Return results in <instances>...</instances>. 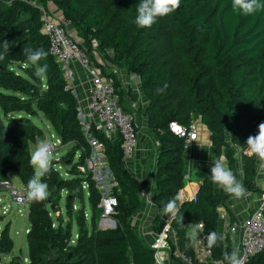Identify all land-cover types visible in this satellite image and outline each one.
I'll use <instances>...</instances> for the list:
<instances>
[{
	"label": "trees",
	"instance_id": "trees-1",
	"mask_svg": "<svg viewBox=\"0 0 264 264\" xmlns=\"http://www.w3.org/2000/svg\"><path fill=\"white\" fill-rule=\"evenodd\" d=\"M139 3L0 0V40H7L11 46L0 60V110L5 117L15 114L13 120L0 115V181H10L9 172L15 171L28 193L27 184L34 174L29 163L30 144L42 137L41 129L29 116L43 113L61 144H72V152L63 158V162L69 161V176H62L51 165V171L42 178L48 185V196L41 201L30 199L28 259L21 264L156 263L155 250L138 236L131 222L142 207V184L125 161L121 139L106 138L92 126L91 133L105 144L104 157L114 183L110 193L118 201L111 216L114 227L99 225L103 193L90 172L79 171L91 154L79 117V101L66 88L42 30L41 8L49 10L50 4L71 21L90 54L96 42L108 61L140 77L149 103L139 115L146 118V126L158 143L154 196L158 212L153 228L162 233L166 219H170L168 234L176 236V242L169 239L172 252L179 250L196 264L194 244L186 247L187 237L193 235L189 225L202 222L207 234L213 230L219 233L221 207L228 211L230 221L235 219L228 203L232 197L216 189L206 166L194 172L201 180L195 197L180 199L179 191L185 185L186 147L183 137L170 130L169 122L188 126L200 119L210 132L215 159L224 157L227 167L249 191L264 192L257 180L260 161L248 155L246 145L247 138L257 134L258 125L264 122V10L245 16L233 11L232 0H181L174 13L158 19L151 28L140 29L134 23ZM25 47L47 53L39 62L48 65L44 76L37 77L34 66L26 62ZM91 58L97 65L92 54ZM108 76L120 93L121 104L129 109L123 103L125 92L118 77L114 72ZM165 82L166 91L158 95L156 88ZM75 155L78 157L73 161ZM64 192L70 216L65 222L51 213L59 208ZM85 197L90 224L83 207L73 210L74 202H83ZM177 197L182 223L179 217L171 219L162 212L163 204ZM74 223L78 224L76 237L72 233ZM13 248L9 225H5L0 231V262ZM233 249L235 245L225 237L212 247L213 258L223 260L224 252ZM245 264H264V250L250 256Z\"/></svg>",
	"mask_w": 264,
	"mask_h": 264
},
{
	"label": "built area",
	"instance_id": "built-area-1",
	"mask_svg": "<svg viewBox=\"0 0 264 264\" xmlns=\"http://www.w3.org/2000/svg\"><path fill=\"white\" fill-rule=\"evenodd\" d=\"M42 30L49 39V51L53 55L56 62L60 66L63 77L66 80V88L70 89L77 97L75 89V63L80 65L89 77V99L87 110L83 111L79 108V114L83 116L82 124L91 146L90 157L86 161V166H79L82 174L89 172L92 166L96 167L95 162L104 157L105 144L91 133L94 126L97 130L103 132L106 138L111 140L120 138L121 149L125 161L129 160L138 147L139 123L136 113L130 109H126L121 104V96L112 78L107 77L101 69L94 63L91 54L84 43L76 40L69 28L71 21L65 17H55L46 8H41ZM15 114H8L7 119L13 120ZM170 130L183 137L186 149L198 138L199 126L192 121L185 126L178 121L169 122ZM53 146L55 152L57 147L61 145V138L48 142ZM108 177L111 176L110 170ZM68 175V173H66ZM92 174V173H91ZM112 177V176H111ZM92 179L97 180V176L92 174ZM8 183V181H6ZM97 183V182H96ZM88 184L84 182L83 187L87 188ZM97 187L101 190V181L97 183ZM13 201L17 204L25 205L30 203L28 193L24 188H14L8 183ZM102 191V190H101ZM103 193V192H102ZM117 197L109 193H103L100 206L102 208V219L111 218L115 213L117 206ZM264 192L259 198L256 207L241 220H229L228 213L225 209H219L220 221L226 226V235L229 241L235 245L238 251L240 264H245L250 256L264 250ZM170 219H166V227L160 237L151 247L155 250V264L163 263V254L166 250L171 249L169 240L167 239ZM113 223V221H112ZM104 226V224H103ZM191 230H195L197 241L194 243V254L196 264H226L221 259L213 258V250L209 248L203 239L207 233L204 230L202 222L191 223ZM108 227L104 226L103 228ZM113 227V226H112ZM180 258L191 264H195L191 258L177 250Z\"/></svg>",
	"mask_w": 264,
	"mask_h": 264
},
{
	"label": "crops",
	"instance_id": "crops-1",
	"mask_svg": "<svg viewBox=\"0 0 264 264\" xmlns=\"http://www.w3.org/2000/svg\"><path fill=\"white\" fill-rule=\"evenodd\" d=\"M49 11L55 17H62L61 12L53 5L48 6ZM69 32L74 36L79 42L84 43V41L78 36L76 30L70 26ZM109 54H112V51H108ZM91 54L94 57V60L98 63V67L101 71L107 76L114 72L118 77L121 88L125 92L124 96V105L134 111L138 118L140 119L141 126L138 130L139 143L135 151V154L126 161L127 165L135 172L138 179L142 184V207L138 210L131 222L133 227L138 234V236L149 246L152 243L156 242L160 237V233H156L153 228L154 219L157 215V205L154 201V196L156 195V178H157V158H158V143L155 140L153 134L149 131L146 126V118L140 117L139 113L144 111L148 105V100L144 94L143 87L141 84L140 77L134 73H130L124 68H119L112 64L106 57L102 55L101 52L97 49V43L94 42L91 50ZM105 70V71H104ZM75 89L77 92V99L79 101V108L83 111L87 110L88 99H89V77L86 74L85 70L75 63ZM108 74H106V73ZM131 87V89L129 88ZM199 126V136L198 138L185 150L184 160H185V185L179 191V197L181 200L193 199L199 189L201 180L196 178L194 172L200 166H206L211 170L213 166L212 159H215L214 156V147L210 140V132L206 125H204L200 119L195 120ZM139 123V122H138ZM116 139H113L115 141ZM210 154V155H209ZM226 167L227 164L224 161ZM108 179L112 180V177L109 176ZM258 179V175H257ZM259 185L261 181H258ZM264 185V181L262 182ZM110 185H114L112 182ZM216 186V185H215ZM245 188V187H244ZM264 188V186L262 187ZM216 189L219 188L216 186ZM245 195L240 199L231 198L229 200L230 209L238 208L240 210L239 214H246L247 208L251 205L255 207L259 202L261 194L254 193L245 188ZM237 203V204H235ZM225 207H221V209ZM254 208H252L253 210ZM251 210V211H252ZM228 213V211L226 210ZM234 213V211H233ZM236 214V213H235ZM229 216V213H228ZM245 216V217H246ZM244 217V218H245ZM230 220V219H229ZM226 226L220 221L219 224V233L223 234L224 238L226 235ZM191 233H196L195 230H191ZM173 234L174 233H170ZM175 236V235H174ZM176 239V236H175ZM162 264H191L180 258L177 250L172 252L171 249H168L163 254V263Z\"/></svg>",
	"mask_w": 264,
	"mask_h": 264
},
{
	"label": "clouds",
	"instance_id": "clouds-1",
	"mask_svg": "<svg viewBox=\"0 0 264 264\" xmlns=\"http://www.w3.org/2000/svg\"><path fill=\"white\" fill-rule=\"evenodd\" d=\"M181 0H140L137 6V14L134 18V23L140 29L151 28L158 19L169 16L179 9ZM232 9L239 15H253L264 10V0H232ZM10 43L7 40H0V60H3L9 53ZM26 62L33 65L35 75L42 77L47 73L48 65L45 63L40 65L39 62L46 58L47 53L43 49H32L25 47L22 49ZM168 87L167 82L156 88V93L163 94ZM246 145L248 155L256 156L260 161V167L264 168V122L258 125V132L255 135H250L247 138ZM210 155V154H209ZM54 159L53 146L44 140L37 138L36 147L31 152L30 165L33 168L34 174L29 179L28 197L33 201H41L48 196V185L42 182L51 171V165ZM213 166L210 170L211 182L219 189L224 191L229 196L240 199L245 195V188L241 181L237 180L234 172L226 167L224 157L212 159ZM177 198L170 199L166 204H163L162 212L165 216L171 219L179 217L178 222L182 223L183 216L180 214V206L177 204ZM197 233L187 237L188 244L196 243ZM209 248L215 247L219 242L224 240L223 234L216 231H210L204 238ZM223 261L226 264H240L238 251L233 249L232 252L225 251Z\"/></svg>",
	"mask_w": 264,
	"mask_h": 264
},
{
	"label": "rangeland",
	"instance_id": "rangeland-1",
	"mask_svg": "<svg viewBox=\"0 0 264 264\" xmlns=\"http://www.w3.org/2000/svg\"><path fill=\"white\" fill-rule=\"evenodd\" d=\"M131 89V87H129ZM0 115L2 116L1 110ZM79 117L81 119V122L83 120V116L79 114ZM4 120H7L5 116H2ZM29 118L32 120V122L41 129L42 131V137L41 139L45 142L55 141L56 138H60L58 134L53 130L50 122L48 119L44 116L43 113L39 112L36 116H29ZM139 122V128L141 126L140 119L138 118ZM195 123L198 125V123L195 121ZM138 128V130H139ZM36 143L30 144V153L35 149ZM72 152V144H61L57 147L56 151L54 152V159L58 161L55 166L56 168L61 172V175L64 177H68L67 175V169H69V161L63 162V158ZM104 155V154H103ZM78 155H75L73 161L77 160ZM96 167L92 166L89 170L90 173L95 174L97 176L96 182L98 183L101 181L102 187L101 190L103 193H109L112 185V180L108 179V173H107V162L105 157L101 160H97L95 162ZM10 176V183L14 188L21 189L23 188L22 183L17 176L15 171L9 172ZM258 181L260 182V186L263 187V181H264V168L259 166V172H258ZM8 183L3 180L0 181V231L5 225H9V231L10 235L14 240V248L11 253L9 254H3L2 255V261L0 264H21L24 263L28 259V243H27V230L30 226V222L28 219V211H29V205H21L17 204L15 201H13L10 190L8 188ZM259 183V182H258ZM66 196V192L63 193V198L59 202V208L53 210L51 213L53 216L62 217V220L65 222L70 216L69 213L66 210V201L64 197ZM237 204V203H235ZM83 207L85 209V217L88 224L89 223V217H90V206L87 201V198L85 197V200L83 202L76 200L74 202L73 210L76 212L79 208ZM256 207V206H255ZM252 205L247 208V213L249 214L252 210ZM230 211L233 213L234 219L241 220L243 219L246 214L242 216V213L238 208L236 209H230ZM236 213V214H235ZM104 226L112 227V219H102ZM101 221V220H100ZM100 225V222H99ZM72 233L76 237V234L78 232V224L74 223V226L72 227ZM171 238L172 241L176 242L175 236L173 234H169L167 236V239L169 240Z\"/></svg>",
	"mask_w": 264,
	"mask_h": 264
},
{
	"label": "water",
	"instance_id": "water-1",
	"mask_svg": "<svg viewBox=\"0 0 264 264\" xmlns=\"http://www.w3.org/2000/svg\"><path fill=\"white\" fill-rule=\"evenodd\" d=\"M57 162H58V161L53 160L52 165H55ZM108 171H109V168H108ZM114 225H115V222L113 221V227H114ZM100 227H101V228L104 227L102 222L100 223Z\"/></svg>",
	"mask_w": 264,
	"mask_h": 264
}]
</instances>
